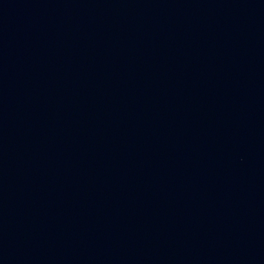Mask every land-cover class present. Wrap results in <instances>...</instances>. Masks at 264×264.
<instances>
[{
	"label": "water",
	"instance_id": "1",
	"mask_svg": "<svg viewBox=\"0 0 264 264\" xmlns=\"http://www.w3.org/2000/svg\"><path fill=\"white\" fill-rule=\"evenodd\" d=\"M0 264H264V0H0Z\"/></svg>",
	"mask_w": 264,
	"mask_h": 264
}]
</instances>
